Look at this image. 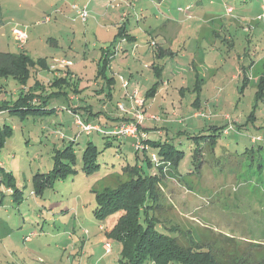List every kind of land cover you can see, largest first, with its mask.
I'll return each mask as SVG.
<instances>
[{"label": "rangeland", "instance_id": "obj_1", "mask_svg": "<svg viewBox=\"0 0 264 264\" xmlns=\"http://www.w3.org/2000/svg\"><path fill=\"white\" fill-rule=\"evenodd\" d=\"M124 1L21 0L19 8L17 0H1V18L5 23L21 24L27 41H12V25L8 24L0 31V49L24 51L43 61L33 66L24 86L13 78H0V100L15 99L37 79L40 89L33 93L46 96L49 107L56 109L52 114L23 119L0 115V123L14 128L0 151V165L14 174L23 192V200L17 204L0 183V264H21L27 254L33 264H68L73 249L79 251L78 239L89 240L86 251H93L84 264L102 258L105 251L100 242L117 216L106 222L92 217L95 203L90 188L127 182L129 177L121 174V167L136 159L133 148L122 145V152L117 144L104 148V139L97 131L79 134L73 112L82 121L98 125L93 114L84 120L85 107L104 115L103 105L110 108L117 99L126 105L118 85L121 76L134 81L129 79L131 75L144 90L155 84L154 94L147 97V115L166 128L161 129L164 135L150 130L148 137H168L185 153L178 167L184 178L160 180L151 218L181 245L192 248L188 250L207 251L219 264H264V151L261 158L238 156L257 134H264V98H255L258 78L264 77L261 0H246L255 2L252 5L243 0H214L219 13L211 10L209 0H201L192 10L183 4H194L195 0H133L134 6ZM224 2L232 6L233 14L229 7L225 14ZM73 3H87L85 22L73 20ZM171 24L181 33L178 41L167 42L163 31ZM120 26L137 40L126 41L125 36L116 35ZM103 51L112 56L111 70L105 73L107 78H115L110 89L97 71ZM61 59L70 65L61 66ZM167 81L168 86L162 85ZM106 122L103 116L102 124ZM206 124L224 126V134L213 152L207 148L206 155L199 157L202 164L198 172H190L196 145L191 135ZM178 130L184 132L178 135ZM239 136L248 138L241 140ZM87 139L100 150V167L92 175L84 174L80 164ZM71 140L76 143L77 172L57 180L41 197L34 196L32 175L48 171L54 149ZM138 164L144 162L140 159ZM144 170L154 172L156 168L144 164ZM99 225L104 230H99ZM27 235L29 241L24 240ZM111 246L112 254L107 255L112 264H118L115 258L120 245L111 241ZM104 255L101 264H110Z\"/></svg>", "mask_w": 264, "mask_h": 264}, {"label": "trees", "instance_id": "obj_2", "mask_svg": "<svg viewBox=\"0 0 264 264\" xmlns=\"http://www.w3.org/2000/svg\"><path fill=\"white\" fill-rule=\"evenodd\" d=\"M243 2L250 4L246 0H243ZM183 5L189 6L191 10L197 7L195 1L194 4L187 2ZM225 5L230 4L226 3ZM180 7L183 6L180 5ZM227 7L232 9V6ZM116 35L125 36L126 41L135 39L123 26L118 27ZM111 60L112 56H109L107 51H103L101 61L97 64V71L103 74L109 89L112 87L114 77L107 78L105 73L109 70ZM42 61L40 58L34 60L24 53V51L15 53L0 51V78H13L21 86H24L30 78L33 66ZM35 81L36 83H32L26 87L24 92L17 94L15 99L9 97L0 100V115L8 113L9 115L19 116L23 119L28 116L35 117L54 113L56 108L53 106L49 107L48 103H50V100L46 96L33 93V91L40 89L37 79ZM21 89L23 88L21 87ZM154 92L155 84L146 91L145 99L153 95ZM109 94H111V91H109ZM255 98L257 100L264 98V77L258 78ZM85 109L87 114L83 115L84 120H86V115L89 113H93L94 115L98 114L90 106L85 107ZM128 119L125 115L113 118V120H118V122L128 121ZM98 125L102 127V131L97 132L104 139V148L117 144L119 146V152H122L120 143L124 138H118L116 135L109 133V129L112 126L103 125L99 122ZM223 129L224 126L206 124L199 133L191 135L196 145L192 152L191 162L193 169L190 168V172H198L197 170L201 168L202 164L199 157L202 158L206 155L205 150L207 148L209 153L214 151L217 145V139L221 134H224ZM262 129L264 128L262 127ZM141 131L142 129H139L140 134H144L141 142L146 148L136 150L131 146L134 149L136 162L133 164L127 163L121 167V174L129 177V180L127 182H118L115 187L104 186L102 189L90 188L95 203L91 211L92 217L100 222H106L110 217L117 216L110 229L104 231L107 242L111 243V241H115L120 245L117 262L119 264H219L213 260V256L207 254L209 253L207 251L203 254L199 253L202 251L200 249L188 250L192 248H186L181 245L176 236L162 230L157 226V222L151 218V205L152 203L154 205L157 199H159L157 185L160 180L167 176L171 178L176 177L181 180L184 178L178 172V167L185 157V153L172 142L165 139H151L146 132L143 131L141 133ZM81 132L83 131H80L79 134ZM180 132L184 131L179 130L178 135ZM13 133L14 128L12 126L5 122L0 123V151L5 146L7 140L12 137ZM243 134H245V131ZM247 138L242 139L240 137L241 140H246ZM251 141L249 145H245L244 151L238 156L246 158L257 156L261 158L264 151V134L262 132L257 134V137ZM75 144L71 140L63 148L54 149L51 168L46 172L37 171L32 175L31 192L34 196L41 197L44 191L52 187L57 180H64L77 172L76 164L78 160L74 147ZM99 152L100 150H98L96 143L93 140L87 139L80 157L81 170L84 174L92 175L98 171L100 167L97 161ZM152 154L155 155L157 162L152 160ZM140 159L149 169L153 167L156 170L154 172H146L144 170V164H138V160ZM190 172L188 173L190 174ZM0 183L10 192L12 200L15 203L19 204L22 202L23 192L16 185L14 174L11 171L5 170L2 165H0ZM98 229L104 230V227L99 225ZM29 239V235L24 237L25 241H29ZM105 253L107 252L105 251Z\"/></svg>", "mask_w": 264, "mask_h": 264}, {"label": "crops", "instance_id": "obj_3", "mask_svg": "<svg viewBox=\"0 0 264 264\" xmlns=\"http://www.w3.org/2000/svg\"><path fill=\"white\" fill-rule=\"evenodd\" d=\"M125 1H128V2H130L129 4H130V6H134V3H133V0H125ZM124 1V2H125ZM135 1V0H134ZM153 0H151V2H152ZM161 1V0H160ZM17 2H18V7L19 8H21V0H17ZM195 2H196V4L197 5H199V3H201V0H195ZM254 4H255V2H253ZM253 3H250L251 5L253 4ZM73 4H76V3H73ZM84 4H87V3H84ZM209 4L211 5L210 6V8H211V10H215L216 12H214V13H219V12H221L220 10L221 9H219L220 7H219V4H217V3H215L214 2V0H209ZM226 3L224 2L223 3V11L225 12V14H227L226 13V7L227 6H231V5H225ZM250 5V6H251ZM1 6H2V3H1V0H0V31L1 30H3V28L5 29V27L8 25V24H10V26L12 25V27H10L9 28V30H10V37H11V39H12V41H14L15 43H17L18 44V42L16 41V38H15V36L13 35V33H12V30H13V28H19V29H21V24H18V23H16V24H11V23H5V21H3V19L1 18ZM259 6H260V9H263L264 10V0H261V2H259ZM233 12H234V9L232 10V14H233ZM232 14H230V15H232ZM261 16L263 17V14L260 12V13H258V17L259 18H261ZM188 28H191V27H188ZM22 30H24L25 31V33H26V35H27V32H26V30L25 29H22ZM130 31V30H129ZM131 32V31H130ZM132 33V32H131ZM181 32L179 31V30H177L176 29V26H174V24H171L169 27H165V30L163 31V36H164V38H165V40L168 42V41H170V42H172V41H178L177 40V37H179ZM133 34V33H132ZM134 37H135V41L137 40V36L136 35H133ZM0 51H8V52H13V51H9V50H2V49H0ZM13 53H15V52H13ZM255 68V67H254ZM109 70H111V66L109 67ZM124 78V77H123ZM115 79V78H114ZM130 80H134V81H132V82H129V85L127 86V88L126 89H124L122 86H121V84L120 85H118L119 86V88H121L122 90H123V95H122V97H124V99H125V101H126V105H125V107H129V102H128V94L130 95V94H133L134 93V90H137L138 92H139V94L145 99V93H146V91L149 89H146V90H144L143 88H142V85H141V82L137 79V77H135V76H133V75H131V77L129 78ZM169 82L167 81V82H162V85H164V86H168L169 84H168ZM31 85V84H30ZM29 85V86H30ZM101 94V93H100ZM101 95H103V93L101 94ZM111 99H112V97H110ZM110 98H109V100H110ZM117 102V103H116ZM114 104H113V106H111L110 108H111V110H110V108H108V106L107 105H103V109L105 108V110H104V115H101V114H99V115H95V120H97V121H99V123H101L102 124V120H103V116L105 117V118H107V124L105 123L104 125H108V126H114L115 124H116V122H118V121H116V120H113V118H116V117H121V116H124L125 114H124V112H122L121 110H119L118 109V106H117V104L120 102L119 101V99H117V101H116ZM148 103H147V99H145V103H144V109H145V115H146V117L147 118H145V120H144V122L142 123V129H143V131L144 132H146V134L147 135H149V131L150 130H153L154 132H156V133H158L159 135H164V132L161 130V129H164V128H166L165 127V125H162L161 127L158 125V121L157 120H154V119H152V118H148V115H147V111H148V105H147ZM92 110H94L92 107H90ZM94 111H97V110H94ZM100 111V110H99ZM92 114L93 113H89L88 114V116L90 117V116H92ZM87 116V115H86ZM87 116V117H88ZM93 117H94V114H93ZM97 117V118H96ZM154 121V122H153ZM110 122V124H108ZM160 122V121H159ZM165 123V122H164ZM254 126H259V124L258 125H256V124H254ZM201 129H203V127L201 128ZM200 129V130H201ZM197 130V129H196ZM179 131V130H178ZM195 130H193L192 132H194ZM165 140H168V137H166V139ZM131 139L130 138H124V139H122V141H121V143H120V146H121V148H122V145L123 146H125V147H129V148H131L132 149V147H131ZM122 150V149H121ZM105 240H101V242L102 241H104L105 243H107V241H106V237L104 238ZM78 241L80 242V244H79V246H78V248H79V251H75V248H74V246L76 245V243H77V241H74V246H73V251L70 253V259H71V261H70V263H68V264H84V262H85V260H86V257L87 256H91V254L93 255V251H92V253L91 252H88V251H86V249H87V247H88V243H89V240H87V241H85L84 239H78ZM100 242V244H101V249L103 250V251H105L104 250V246H105V243H101ZM108 243H110V242H108ZM110 246H111V243H110ZM64 248H66V247H64ZM113 247L111 246V252H109V253H106V259L110 262V264H112L111 263V260H112V258H111V256H108L109 254L111 255L112 254V249ZM119 251H120V247L118 248V250H117V252H118V256H119ZM74 252H76V255H75V253ZM83 252V253H82ZM104 253L105 252H103V255H102V258H100L99 257V259H95V261H94V263L93 264H101V262L105 259V255H104ZM108 254V255H107ZM116 254V253H115ZM30 256V254H27V255H25L24 256V258H22L23 259V261H22V263L21 264H33V263H31V260L29 259V256ZM118 256H117V258H115V260H117L118 259ZM68 258V259H69ZM0 261H1V256H0ZM87 263H89V260H87ZM118 263V262H117ZM119 264V263H118Z\"/></svg>", "mask_w": 264, "mask_h": 264}, {"label": "built area", "instance_id": "obj_4", "mask_svg": "<svg viewBox=\"0 0 264 264\" xmlns=\"http://www.w3.org/2000/svg\"><path fill=\"white\" fill-rule=\"evenodd\" d=\"M70 9L72 12H74L73 20L79 19L81 22H85L87 20V4H71ZM12 33L19 44H24L27 41V35L24 30L13 28ZM59 64L61 66L67 67L70 65V62L61 59ZM120 78L121 86L126 89L129 85V82L122 76ZM127 99L129 102L128 108L120 102L117 104V106L118 109L124 112L125 116L129 118L128 121L117 122L112 128L109 129V133L116 135L118 138H130L132 140L131 146H133L134 149L143 150L146 148L141 142L142 138H144V134H140L139 125L142 124V121L145 118L144 99L137 90H134L133 94H128ZM74 116L75 123L80 127L81 131L85 132L86 134H89L93 131H102V127L100 125L93 124L91 122H84L77 114H74ZM152 160L157 162L156 157L153 154ZM104 249L107 253L111 251L110 244L108 242L105 243Z\"/></svg>", "mask_w": 264, "mask_h": 264}]
</instances>
